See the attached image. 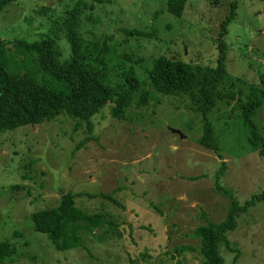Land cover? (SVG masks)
<instances>
[{
	"label": "rangeland",
	"instance_id": "374dc122",
	"mask_svg": "<svg viewBox=\"0 0 264 264\" xmlns=\"http://www.w3.org/2000/svg\"><path fill=\"white\" fill-rule=\"evenodd\" d=\"M77 1L10 3L0 11V40L41 39ZM233 1L188 0L182 17L167 10L168 0L94 3L84 12L82 33L88 39L114 35L117 55L139 58L136 64L123 58L113 84L131 65L146 78L159 55L214 66L221 24ZM236 1L237 15L225 36L229 75L223 87L235 93L264 81V1ZM126 28L156 30V35L127 36ZM60 37L63 57H68L70 46L61 32ZM226 101L209 114L219 154L198 142L203 119L189 102L175 97L160 96L141 108L133 105L126 120L115 118L109 103L92 118L95 128L87 141L85 125H76L66 114L1 132L0 241L14 232L22 234L15 237L17 253L5 264H199V241L193 233L205 223L203 213L219 224L233 199L244 204L264 191V156L251 145L248 125L236 118L235 102ZM253 120L264 136V104ZM224 163L218 185L216 172ZM67 192L76 194L77 204L87 212L108 213L120 225L119 237L88 241L90 252L60 251L35 232L32 215L57 206ZM110 193L123 207L101 196ZM237 218L238 227L227 234L235 250L221 246L224 264H264V201Z\"/></svg>",
	"mask_w": 264,
	"mask_h": 264
},
{
	"label": "trees",
	"instance_id": "16d2710c",
	"mask_svg": "<svg viewBox=\"0 0 264 264\" xmlns=\"http://www.w3.org/2000/svg\"><path fill=\"white\" fill-rule=\"evenodd\" d=\"M14 1L17 0H0V11ZM187 1L168 0L167 10L176 17H182ZM106 2L113 0L77 1L65 11L62 19L53 21L51 32L39 40H0V133L49 122L66 114L76 121V125H85L89 132L84 139L87 141L92 138L95 128L92 118L109 103L111 114L119 120H126L133 105L141 108L154 100L160 101V96L175 97L189 102L190 109L203 119V133L198 142L219 154L220 146L214 141L215 129L209 114L218 108L220 101L227 99V105L235 102L232 110L236 118L248 125L251 145L260 147L259 152L264 156V136L253 120L264 104V81L261 86L249 85L247 92L242 88L237 93L223 91L229 75L225 36L237 15L236 0L231 3L230 12L221 24L216 65L194 66L178 58L159 55L153 59L146 78L139 76L135 66L131 65L122 71L118 81H113L115 84L110 80L122 59L128 58L136 64L139 58L135 59L133 54L117 55L112 42L114 35L88 39L82 33L85 10L93 9L94 3ZM60 32L70 46L68 57H63L58 43ZM124 33L127 36L151 37L156 35V30L126 28ZM261 77L264 80V75ZM224 172L225 163L216 172L218 185ZM101 196L123 207L111 193ZM261 201H264V191L253 195L244 204L233 199L227 218L219 224L203 213L205 223L195 228L193 233L199 241V264L225 263L221 246L235 250L227 234L238 227L237 216L247 213ZM31 221L35 232L44 234L60 251L82 248L90 252L86 245L88 241L96 239L103 243L121 234L119 223L108 213L87 212L77 204L76 194L71 192L65 193L57 206L35 212ZM13 236L0 241V264H5L18 251L15 237H22V234L14 232Z\"/></svg>",
	"mask_w": 264,
	"mask_h": 264
},
{
	"label": "water",
	"instance_id": "95a60500",
	"mask_svg": "<svg viewBox=\"0 0 264 264\" xmlns=\"http://www.w3.org/2000/svg\"><path fill=\"white\" fill-rule=\"evenodd\" d=\"M172 132L179 134L181 138L185 137L180 130L172 129Z\"/></svg>",
	"mask_w": 264,
	"mask_h": 264
}]
</instances>
